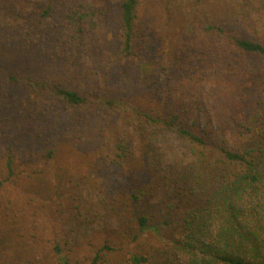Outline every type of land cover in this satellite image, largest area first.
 I'll list each match as a JSON object with an SVG mask.
<instances>
[{
    "label": "trees",
    "instance_id": "16d2710c",
    "mask_svg": "<svg viewBox=\"0 0 264 264\" xmlns=\"http://www.w3.org/2000/svg\"><path fill=\"white\" fill-rule=\"evenodd\" d=\"M253 7L0 0V264H264V10ZM212 82L231 121L220 131L195 107ZM167 131L193 164L162 171L152 140ZM168 227L171 243L136 247Z\"/></svg>",
    "mask_w": 264,
    "mask_h": 264
},
{
    "label": "rangeland",
    "instance_id": "374dc122",
    "mask_svg": "<svg viewBox=\"0 0 264 264\" xmlns=\"http://www.w3.org/2000/svg\"><path fill=\"white\" fill-rule=\"evenodd\" d=\"M254 9L264 10V0H253ZM264 13V12H263ZM168 85V78L165 74L159 72L154 82V87L164 94L165 87ZM220 89L216 83L212 82L205 86V91L201 95V101L195 102V107L201 110L200 120L204 124L206 122L205 115L208 114L211 122L217 125L218 130L222 129V125L225 124L229 126L231 121L228 117L224 116L222 112V102L220 98ZM229 128H227L228 130ZM229 131V130H228ZM153 155L160 159L162 171H170L174 166L191 165L194 163L196 156L193 154L190 144L187 140L181 138L174 131H167L163 133H158L155 137L153 136ZM159 155V156H158ZM101 198L98 189H89L85 193V199L87 204L97 203ZM252 201H255L252 199ZM178 231L174 230L172 227L163 228L160 235L155 234L150 231L144 233L143 239L139 244L136 245L137 248L143 251H154L156 248L163 245L165 242L169 241L171 243L177 237ZM199 254L200 250H196ZM188 254L180 253L179 261L181 263L185 262L188 258Z\"/></svg>",
    "mask_w": 264,
    "mask_h": 264
}]
</instances>
